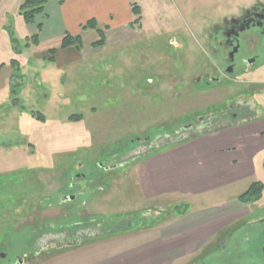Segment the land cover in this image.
Here are the masks:
<instances>
[{"label":"rangeland","instance_id":"rangeland-1","mask_svg":"<svg viewBox=\"0 0 264 264\" xmlns=\"http://www.w3.org/2000/svg\"><path fill=\"white\" fill-rule=\"evenodd\" d=\"M147 1L137 4L151 29L143 25L133 41L51 79H34L39 66L22 75L24 59L19 70L11 65L25 50L13 20L1 33L0 40L13 32L17 39L0 48V254L14 264L21 258L22 264H67L77 247H83L77 252L82 262L100 261L129 252L144 230L166 226L182 247L201 246L174 252L172 261L153 262L154 253H140L139 264H262L259 157L243 181L193 196L147 198L137 185V166L179 138L264 114V54L252 51L257 57L247 70L225 74L210 38L223 17L264 0ZM3 14L11 19L14 13L7 7ZM255 181L263 190L246 203L249 212L231 208L239 219L226 228L183 238L187 219L200 214L210 223L214 214L221 222L229 215L224 205ZM153 232V239L164 240V233Z\"/></svg>","mask_w":264,"mask_h":264},{"label":"crops","instance_id":"crops-1","mask_svg":"<svg viewBox=\"0 0 264 264\" xmlns=\"http://www.w3.org/2000/svg\"><path fill=\"white\" fill-rule=\"evenodd\" d=\"M139 1L49 0L44 4L43 11L34 18V21L26 24L17 13L22 0H4L0 2V14H2L0 16V35L6 28L12 27L10 22L13 20L14 30L19 33V35L16 34L17 37L25 42L24 52L15 55L18 57H15L18 59V63L22 62L19 59H24L21 74L23 75L25 70L35 69L39 66L37 71L32 73L34 79L36 80L35 77L40 74L51 79L56 75L66 74L67 71L73 72V66L80 65V62L89 64L90 61L98 59L107 48H114L122 43L133 41L143 29V25L145 28H150L144 23L142 6L137 4ZM151 1L152 4H150ZM156 1L148 0L147 2L149 5H153ZM132 4L137 5L140 10L138 25L133 22L136 17L132 12ZM7 7H11V11L14 13L11 19H6L3 14L7 12ZM89 19H94L96 26L82 28ZM37 24H40L39 34L37 41L32 42L30 37L36 32ZM97 29H100L104 35V43L101 46L92 45L99 38ZM13 34L14 32L0 40L1 49L7 48V44H12L17 40ZM65 35H78L81 40L80 47L71 45L61 48V41ZM52 49L55 51L51 52ZM46 64L49 66L48 68ZM263 156L264 114H259L228 122L218 130L207 133L200 132L152 154L149 152L138 162L137 185L149 199L174 193L193 196L201 191L204 192L205 187L212 190L214 187H225L231 183L243 181L250 174L256 157H259L262 163ZM231 208H235V213H240V215L249 212L244 209L246 203L239 201H233L231 205H224L223 209L227 212ZM218 211L220 215L221 212ZM202 213L205 212L202 211ZM229 213L230 211L227 212V215ZM203 216L198 214L192 217L196 222L190 217L187 219L188 221H185L183 238L188 239L189 235L192 237L205 231L212 235L218 230L226 228L235 219H239L238 216L229 214L226 219L218 222L215 220L216 216L212 214L210 219L213 221L206 223L203 221L205 218ZM166 227L165 229L144 230L139 233L143 240L138 239L129 244L131 247L126 250H130L129 252L117 251L121 253L108 256L100 261L82 262L77 252L81 251L83 247L74 248L69 253L72 254V258L67 264H139L137 255L140 253H144V255L154 253L156 256L153 258V262L160 259L172 261L175 257L174 252H192L201 246L202 242L195 244L186 242L182 247L181 240L180 243L173 240V233L168 236ZM155 230H157V234L158 232L164 233V240L162 238L160 240L153 239ZM174 245L180 246L178 251L174 249Z\"/></svg>","mask_w":264,"mask_h":264},{"label":"flooded vegetation","instance_id":"flooded-vegetation-1","mask_svg":"<svg viewBox=\"0 0 264 264\" xmlns=\"http://www.w3.org/2000/svg\"><path fill=\"white\" fill-rule=\"evenodd\" d=\"M211 27H213L210 36L213 52L222 60L223 73L230 74L235 71L247 70L255 63L257 57L255 55L253 58L252 51L259 50L261 54H264V3H254L236 16L223 17L219 23ZM207 79L209 82H214V79H216L215 81L219 80L213 77ZM262 221L264 222V220ZM263 231L264 225L260 228L262 234ZM33 234L36 233L33 232ZM31 245L35 246V243L30 244V247ZM4 255L0 254V264H14V260L11 261L8 257L4 258ZM24 257L27 255L24 254ZM261 258V263L264 264V247L261 251ZM22 263L23 258L18 259L15 264Z\"/></svg>","mask_w":264,"mask_h":264},{"label":"trees","instance_id":"trees-1","mask_svg":"<svg viewBox=\"0 0 264 264\" xmlns=\"http://www.w3.org/2000/svg\"><path fill=\"white\" fill-rule=\"evenodd\" d=\"M48 1L49 0H22L20 6L18 8L19 15L22 17L23 21L26 24L32 23L34 21V18L43 11L44 4ZM132 12L136 17L133 22L137 23L140 20V10H139L137 5L132 4ZM95 26H96L95 20L89 19L82 26V28H86V27L94 28ZM39 30H40V24H37L36 32L30 37L32 42L37 41V36L39 34ZM97 32H98L99 38L97 41L93 42L92 45L101 46L104 43V35L100 29H97ZM80 44H81V40H80V37L78 35L77 36L65 35L62 38L60 47L65 48V47H68L71 45H75L76 47L79 48ZM54 51H55V49H52L51 52H54ZM10 63H11V65L15 66L16 69L19 70V65H18V62L16 60H10ZM3 65L4 64L1 63L0 67H2ZM69 118L79 120L81 117H80V115H76L75 117L73 115H71ZM223 126L224 125H214L209 129L201 131V133H207V132H211L214 130H218ZM194 134L197 135L198 132H196ZM194 134L191 136H194ZM188 137H190V136H187L184 138H179L178 140L174 141V143L181 142V141L187 139ZM174 143H171V144H174ZM167 145H170V144H167ZM160 148H162V146ZM262 167L264 169V156L262 159ZM262 190H263V183L260 181H255V182L251 183L250 186L244 192L239 194L237 196V199L241 203H249L250 200H257L258 198H260Z\"/></svg>","mask_w":264,"mask_h":264},{"label":"water","instance_id":"water-1","mask_svg":"<svg viewBox=\"0 0 264 264\" xmlns=\"http://www.w3.org/2000/svg\"><path fill=\"white\" fill-rule=\"evenodd\" d=\"M191 126V124L189 125V124H187V125H185V126H183V128H187V127H190ZM68 199V200H70V199H72L73 198V196H69V197H65V199Z\"/></svg>","mask_w":264,"mask_h":264}]
</instances>
